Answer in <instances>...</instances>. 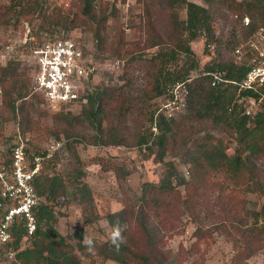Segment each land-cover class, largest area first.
Returning a JSON list of instances; mask_svg holds the SVG:
<instances>
[{
    "label": "trees",
    "instance_id": "16d2710c",
    "mask_svg": "<svg viewBox=\"0 0 264 264\" xmlns=\"http://www.w3.org/2000/svg\"><path fill=\"white\" fill-rule=\"evenodd\" d=\"M9 1L10 5L5 7L1 16L11 15L7 23L11 18L22 15L26 18L28 14L37 13L42 20L39 28L50 35L62 20L61 29L70 30L75 26L76 19L69 20L67 10L54 8L47 16L44 0ZM200 1L203 5L190 0H165L169 10L165 39L156 34L148 4L145 6L147 39L143 46L144 49L157 47L158 50L145 60L148 64L147 81L137 91L135 99L136 104L146 105L147 113L144 124L137 127L134 146L139 151L145 147L146 158L154 156L156 162L163 163L167 144L179 140L186 148L182 159L186 175L167 162L164 164L165 174L158 183H143L135 202H124L121 210L108 214L106 221L111 231L120 229V238L115 243L113 238L102 244L93 240L88 243L84 241L82 229L63 237L56 230L58 220L54 202L58 197L67 196L69 188L83 204L84 224L99 220L91 190L82 182L83 175L77 173L74 180L66 184L60 175L54 173L60 155L68 150L65 142L63 152L55 154L44 165L53 175L41 173L35 177L39 203L34 209V234L26 239L22 223L13 229L15 241L12 248L17 264H94L96 258L117 264H179L171 252L164 249V239L181 235L186 223L194 227L195 243L211 240L214 233L223 235L234 250L235 264H242L250 258L253 248L264 249V91H239L238 83L249 70V65L236 64L233 56L241 42L264 29V0ZM75 2L78 4L76 17L87 19L98 45L104 44L106 39L101 33L105 31L109 18L116 14L114 5L111 4L110 8L108 3L96 4L95 0ZM178 8L185 11L182 20ZM223 11L231 18L229 35L225 38L217 34L214 20L215 13ZM245 18L248 24L244 23ZM4 23L5 19L0 22ZM200 38L205 40V51L214 44L218 52L215 59L203 66L191 48V43ZM119 41L122 46L123 35ZM225 53L231 56L226 58ZM16 66L0 67V94L11 113L8 120L16 119V113L20 112L19 122L23 129V125L29 123L26 121L27 109L35 105L33 101L39 100L40 95L31 92L30 79L17 73ZM214 74H220L223 82L212 86ZM180 83L188 89L185 113L179 120L162 114L155 116L156 110H152L149 103L166 97L169 88ZM115 92L114 88L95 90L87 96L79 117L66 113L58 116L59 121L72 128L81 119L89 127L90 135L85 137L89 138L91 145H123L118 127L111 120L110 106ZM238 96L261 100L259 111L251 116L245 115L237 103ZM125 98L131 99V96ZM116 110L117 116L126 118L131 112L130 104L123 100L116 104ZM64 134L66 138L71 136L70 130H65ZM224 136L236 146L232 155L227 153ZM27 143L32 145L31 149L26 147L29 158L41 152L32 142ZM189 143L191 147H188ZM11 149L7 152L6 165L11 161ZM249 195H255L258 207L248 208ZM185 217L188 218L186 221ZM23 239L28 246L22 249Z\"/></svg>",
    "mask_w": 264,
    "mask_h": 264
},
{
    "label": "rangeland",
    "instance_id": "374dc122",
    "mask_svg": "<svg viewBox=\"0 0 264 264\" xmlns=\"http://www.w3.org/2000/svg\"><path fill=\"white\" fill-rule=\"evenodd\" d=\"M44 1L47 16L54 8L67 10L68 19H76L75 26H72L70 30L61 29L60 26L64 23L62 20L54 33L50 35L39 28L42 20L37 13L35 15L28 14L26 18L23 15L20 18L17 16L11 18L7 23L11 15L4 18L1 16L5 7L10 5V1L0 0V22L5 19V23L0 24V67H5L8 64L10 66L17 65V73L25 74V78L30 79L31 92L37 93L33 89V75L36 67L31 53L32 49L56 39L72 40L94 67L89 83L91 93L95 90L102 91L104 88L116 90L110 106L111 120L117 125L124 144L106 147L89 144V138L85 135H90V131L85 122L78 119L75 126L72 125L73 127L69 128L58 118L59 115L66 113L79 117L85 104L52 106L45 102L40 93H38L39 100L33 101L35 105L27 109L28 118L26 121L29 120V123L23 125L22 129L19 122L20 112L16 113V119L9 121L11 113L3 104L0 94V169L7 167L5 159L8 156V149H11L13 144L18 141V136L30 149L32 145L27 141L38 146L40 150L46 147L50 141H65L68 150L60 155L54 173L60 175L66 184L69 180H74L77 173L83 175L82 182L87 184L91 190V198L99 220L93 224H84L83 204L74 194V190L69 188L67 196L58 197L54 202V211L58 220L56 230L63 237H67L76 229H82L84 241L93 240L102 244L113 238V232L106 221V216L121 210L124 202L130 200L135 202L141 194L143 183H158L165 174V163H172L186 175V166L182 161L186 148L179 140L177 142L170 141L167 144L163 163L156 162L154 156L146 158L145 147L139 151L134 146L137 127L144 124L147 113L144 108L146 105L136 104V93L144 87L147 81L148 64L145 60L158 50L157 47L144 49L143 44L147 39L144 9L148 4L155 32L162 36V39H165L168 34L169 10L165 0H132L128 7L124 5L118 7V3L112 0H95L96 4L108 3L110 8L113 4L116 9L115 16L109 18L105 31L101 33L106 41L104 44L98 45L94 33L90 30L92 26L88 20L76 17L78 4L75 0H68L65 4H58L50 0ZM190 1L203 5L200 0ZM178 15L181 20L184 19L185 11L178 8ZM214 20L217 34H222L223 38L227 37L231 24L228 22L231 18L223 11L222 13L216 12ZM120 35H123L122 46L119 41ZM204 43L205 40L201 38L191 43V48L200 59L201 66L215 59L218 53L214 44L209 45L213 49L208 46L205 51ZM243 44L244 42H241V45ZM118 49L120 50L117 52ZM224 55L226 58L231 56L230 53ZM139 57L140 60H135ZM127 95H130L131 99L125 98ZM168 99L167 94L166 97L157 98L149 104L152 105V110L157 112L160 105ZM123 100L128 102L131 108V112L126 118L117 116L116 104L119 105ZM237 103L239 104V102ZM261 105L262 102L253 107L255 113L259 111ZM246 106L249 108V104L242 105V108L245 109ZM184 113L185 111L178 113L174 118L179 120ZM65 130H70V138H66ZM224 138L225 144L228 146L227 153L232 155L236 146L230 138L227 136ZM188 147H191L190 143ZM153 151L155 152L156 148ZM74 156L78 158V161ZM99 163L105 166L102 167ZM41 173V175H53V172L45 167ZM247 201L249 202L248 208L258 207L255 195H249ZM187 219L185 217L184 221ZM193 232V225L186 223L185 231L181 235L164 239V249L169 250L179 264H235L233 262L234 250L223 235L214 233L211 240L195 243ZM25 242V239L21 242L22 249L28 246V243ZM84 261L89 262L85 259ZM0 264H17V262L14 258L8 257L6 249H0ZM94 264L117 263L111 260L101 261L96 258ZM242 264H264V249L253 248V255Z\"/></svg>",
    "mask_w": 264,
    "mask_h": 264
},
{
    "label": "built area",
    "instance_id": "2783aa9c",
    "mask_svg": "<svg viewBox=\"0 0 264 264\" xmlns=\"http://www.w3.org/2000/svg\"><path fill=\"white\" fill-rule=\"evenodd\" d=\"M65 4L68 0H50ZM128 7L132 0H112ZM241 1V0H237ZM123 3V4H122ZM248 24V19H244ZM209 48L213 49L212 46ZM34 58L35 73L33 89L40 93L49 105L74 106L86 104L91 94L89 83L94 67L87 61L82 50L70 39H56L34 47L31 51ZM236 64L246 63L249 70L238 83L239 91H264V29L255 32L243 45L234 50ZM223 82L220 74H214L212 86ZM227 82V81H225ZM169 99L160 105L156 115L174 118L184 111L188 89L184 83L176 84L168 90ZM239 97V96H238ZM239 105L244 107V114L253 115V107L261 100L251 97H239ZM65 141L54 140L38 154L29 156L25 142L18 136L11 149V161L7 167L0 169V248L6 247L9 258L15 257L12 244L15 241L13 229L20 223L24 225L26 236L30 238L36 230L34 209L39 198L34 187L35 177L44 169L47 161L55 154L63 152ZM9 246V248H8Z\"/></svg>",
    "mask_w": 264,
    "mask_h": 264
},
{
    "label": "clouds",
    "instance_id": "9594fccd",
    "mask_svg": "<svg viewBox=\"0 0 264 264\" xmlns=\"http://www.w3.org/2000/svg\"><path fill=\"white\" fill-rule=\"evenodd\" d=\"M120 238V229L117 228L113 232V242L115 243L117 239ZM88 243H91V241H88Z\"/></svg>",
    "mask_w": 264,
    "mask_h": 264
}]
</instances>
